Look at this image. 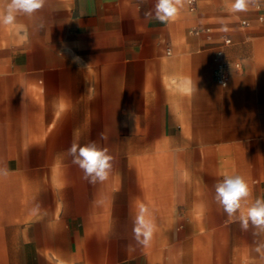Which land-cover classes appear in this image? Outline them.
I'll return each instance as SVG.
<instances>
[{
  "label": "crops",
  "instance_id": "obj_1",
  "mask_svg": "<svg viewBox=\"0 0 264 264\" xmlns=\"http://www.w3.org/2000/svg\"><path fill=\"white\" fill-rule=\"evenodd\" d=\"M153 4L46 0L0 25V264H264V234L214 200L226 174L264 197V3L184 0L168 23L145 18ZM74 139L114 157L106 182L82 178Z\"/></svg>",
  "mask_w": 264,
  "mask_h": 264
},
{
  "label": "clouds",
  "instance_id": "obj_2",
  "mask_svg": "<svg viewBox=\"0 0 264 264\" xmlns=\"http://www.w3.org/2000/svg\"><path fill=\"white\" fill-rule=\"evenodd\" d=\"M264 0H231L230 11L246 12L251 7H258ZM46 4V0H7L0 9V25H12L18 15L34 16ZM184 0H154L153 7L145 12L146 19H155L160 23L173 20L183 7ZM223 27L222 31H227ZM101 135V139H103ZM66 153L71 157V163L79 167L83 179L90 185L106 182L113 170L114 157L106 147L96 141L83 145L74 139ZM0 175H6V170H0ZM215 202L222 207L224 213L234 222H238L241 231L247 232L250 226L255 229L253 235L264 234V197L253 198L252 188L244 176L226 174L214 184ZM133 219V240L136 245L147 248L151 245L156 224L150 210L143 203L135 205ZM131 247V245H130ZM264 243L258 244L256 251L261 252Z\"/></svg>",
  "mask_w": 264,
  "mask_h": 264
},
{
  "label": "built area",
  "instance_id": "obj_3",
  "mask_svg": "<svg viewBox=\"0 0 264 264\" xmlns=\"http://www.w3.org/2000/svg\"><path fill=\"white\" fill-rule=\"evenodd\" d=\"M190 4H195V0H189ZM225 44H231L232 43V38L231 37H225L224 39ZM218 55L220 57L223 56V50L218 51ZM239 66V64H237ZM215 79L217 82L221 85L226 87L229 82H230V66L229 64L223 60L222 58L219 60L217 67L215 68L214 71Z\"/></svg>",
  "mask_w": 264,
  "mask_h": 264
},
{
  "label": "rangeland",
  "instance_id": "obj_4",
  "mask_svg": "<svg viewBox=\"0 0 264 264\" xmlns=\"http://www.w3.org/2000/svg\"><path fill=\"white\" fill-rule=\"evenodd\" d=\"M244 18H245L244 16L241 17L240 23H242V21L244 20ZM227 29H228L227 31H221V32L222 33H226V34L233 35L235 33V31H236L234 27H228ZM246 29H249V28H246Z\"/></svg>",
  "mask_w": 264,
  "mask_h": 264
}]
</instances>
